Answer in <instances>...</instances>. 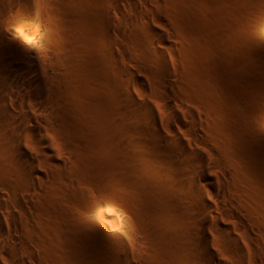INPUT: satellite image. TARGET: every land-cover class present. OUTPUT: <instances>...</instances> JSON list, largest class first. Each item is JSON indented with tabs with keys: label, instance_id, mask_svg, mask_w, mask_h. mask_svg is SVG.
<instances>
[{
	"label": "bare ground",
	"instance_id": "6f19581e",
	"mask_svg": "<svg viewBox=\"0 0 264 264\" xmlns=\"http://www.w3.org/2000/svg\"><path fill=\"white\" fill-rule=\"evenodd\" d=\"M80 1L0 0V192L11 200L8 205L0 193V264H83L78 243L84 236L74 227L62 229L50 220L37 218L39 212L45 211L71 217L57 193L77 194L72 168L80 174L90 171L88 162L75 154L70 143L59 144L50 132L57 127L62 135H68L74 122L81 61L75 48L62 47L61 40L71 31L64 10L78 7ZM100 1L98 17L111 26L114 19L136 25L139 15L151 11L152 0ZM125 5L133 11V16L125 13ZM143 22L151 37L141 54L154 60L157 76L165 79L157 85L165 96V106L160 111L165 119L173 121L175 130L170 129L167 119L158 125L148 100L141 97L138 101L131 93L133 89L127 90L130 84L145 82L133 71L123 69L120 53L108 49L104 64L111 69L113 83L108 87V114L104 120L108 131L102 135L105 145L101 150L111 164L115 181L136 197L138 204L137 211L131 212L125 224L114 222L117 233L111 237L122 246L116 257L123 264L142 262L148 244L162 241L164 246L159 242L162 245L159 248L177 256L188 249L198 257L199 263L194 264H228L219 258L222 252H229L227 257L236 261L229 264L256 263L257 245L250 239L249 228L243 216L232 214L236 202L228 198L233 208L229 209L230 214L212 203L211 194L216 189L221 192L226 182L222 175L212 176L209 170V164L215 166L220 161L217 163L203 151L207 139L196 119H202L205 108L201 103H196L194 108L184 106L183 97L169 89L172 79L166 65L167 39L157 27ZM124 97L137 100L140 107L152 114L148 117L150 129L142 130L141 136H135V128H126L124 132L120 127L117 115L122 112ZM176 108H181L184 120ZM2 174L12 178L11 185L4 184ZM137 184L143 185V189H137ZM102 210L98 206L103 219ZM166 210H171L175 220L184 224L183 230L178 231L172 223L165 226L164 221L171 222L169 218L164 220L169 212ZM4 217L10 220L11 229L4 226ZM159 218L161 222L163 219L162 224Z\"/></svg>",
	"mask_w": 264,
	"mask_h": 264
},
{
	"label": "rangeland",
	"instance_id": "374dc122",
	"mask_svg": "<svg viewBox=\"0 0 264 264\" xmlns=\"http://www.w3.org/2000/svg\"><path fill=\"white\" fill-rule=\"evenodd\" d=\"M99 3L102 1L81 0L78 7L64 10L71 31L61 44L68 49L75 48L81 61L77 76L79 89H76L78 101L68 135H62L57 127L50 129L59 144L68 142L74 147L75 154L88 162L90 171L80 174L72 168L73 188L77 194L57 193L71 217L45 211L39 212L37 218L50 220L55 227L71 226L80 232L84 236L78 243L83 264H123L116 257L122 246L111 237L112 233H117L114 222L125 224L131 212L137 211L138 204L136 197L115 181L111 164L101 150L105 145L102 135L108 131L104 124L110 96L108 87L113 83L111 69L104 64L108 60V49L120 53L123 69L133 71L145 82L144 85L130 84L127 90L130 88L131 92L132 88L131 93L138 101L141 97L148 100L158 125L168 120L170 129L175 130L173 121L166 120L160 111L165 96L157 85L165 79L157 76L154 60L145 59L141 54L151 37L143 22L146 20L167 39L166 65L172 79L169 89L183 97L184 106L194 108L196 103H201L205 108L202 119H196L207 139L203 151L217 163L220 161L215 166L209 164V170L212 176L222 175L226 182L221 192L216 189L211 194L212 203L230 214L228 198L236 202L237 205L232 203L235 204L232 214L243 216L250 239L257 245L256 263L264 264V0H152L151 11L139 15L136 25L114 19L111 26L98 17ZM123 9L128 16L134 15L128 6ZM8 25L20 33L16 25L11 22ZM124 45H128L127 48ZM122 77L126 80L124 75ZM125 89L122 86V90ZM123 99V113L117 115L120 127L124 132L126 128H135V136H141L142 130L150 129L148 117L152 114L140 107L137 100ZM175 110L184 120L181 108ZM1 180L6 186L12 184V178L6 174L1 175ZM143 187L136 185L137 189ZM0 193L9 205L11 200L3 191ZM100 205L103 219L98 214ZM170 211L166 213L167 218L162 214L164 220H171L164 221L165 226L172 223L178 231L183 230L184 224L178 218L175 220L176 215ZM158 222L162 224L163 219ZM3 224L12 228L6 217ZM159 242L153 243L154 246L148 244L150 250L147 249L146 259L135 264H194L198 260L188 249L177 256L166 248H159L162 246ZM229 254L222 252L219 258L229 264L234 261L227 257Z\"/></svg>",
	"mask_w": 264,
	"mask_h": 264
}]
</instances>
